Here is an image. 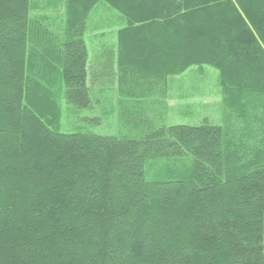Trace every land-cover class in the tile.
<instances>
[{
  "label": "trees",
  "instance_id": "16d2710c",
  "mask_svg": "<svg viewBox=\"0 0 264 264\" xmlns=\"http://www.w3.org/2000/svg\"><path fill=\"white\" fill-rule=\"evenodd\" d=\"M35 2L0 0V264H264V0H58L61 31ZM100 4L125 24L121 98L209 66L223 125L62 133V99L91 105Z\"/></svg>",
  "mask_w": 264,
  "mask_h": 264
},
{
  "label": "rangeland",
  "instance_id": "374dc122",
  "mask_svg": "<svg viewBox=\"0 0 264 264\" xmlns=\"http://www.w3.org/2000/svg\"><path fill=\"white\" fill-rule=\"evenodd\" d=\"M50 3L58 7V0H36L35 5L41 9L35 11V17H43L48 24L55 25L45 24L47 28L61 31L65 12L63 9L49 10L53 5ZM110 10L105 4L97 6L91 14L85 37L91 60L95 61L94 64L98 63L89 73L91 105L87 109H77L62 99L61 132L137 138L152 131L150 129L161 127H197L206 123L222 126L225 107L222 104L224 93L220 72L209 66L193 67L182 75L159 83L156 81L145 88H141V82H134L132 86L135 89L130 91L133 95L127 92L121 98V72L115 67L104 68L105 61L116 62L115 33L125 26L117 13ZM104 50L108 53H103ZM99 57L105 59L100 64ZM96 72L100 73L98 79ZM101 73L106 76L102 78Z\"/></svg>",
  "mask_w": 264,
  "mask_h": 264
}]
</instances>
